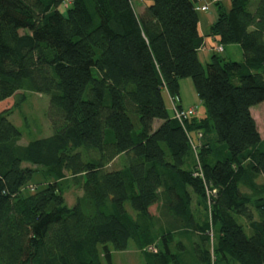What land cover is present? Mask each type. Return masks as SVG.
Masks as SVG:
<instances>
[{
    "label": "trees",
    "instance_id": "16d2710c",
    "mask_svg": "<svg viewBox=\"0 0 264 264\" xmlns=\"http://www.w3.org/2000/svg\"><path fill=\"white\" fill-rule=\"evenodd\" d=\"M206 35L219 52L238 44L241 60L213 52L204 67ZM183 77L206 114L180 122L165 93L179 97ZM27 91L49 96L52 132L21 144L17 102L0 110V264H111L130 242L146 264H264V136L251 114L264 102V0H150L141 12L131 0H0V101Z\"/></svg>",
    "mask_w": 264,
    "mask_h": 264
},
{
    "label": "rangeland",
    "instance_id": "374dc122",
    "mask_svg": "<svg viewBox=\"0 0 264 264\" xmlns=\"http://www.w3.org/2000/svg\"><path fill=\"white\" fill-rule=\"evenodd\" d=\"M133 6L137 12H141V9L144 8L146 4L150 3V0H131ZM222 1L227 7L229 6L230 0H217ZM213 2H209V10L207 12L198 11L199 17H209L208 15L215 16L214 8L210 5ZM251 8V7H250ZM61 10L64 11V7H61ZM209 19V18H208ZM206 22L205 20H202ZM208 24L206 28H208ZM205 28V27H204ZM208 30V29H207ZM217 42L209 35L205 36V43L201 50L198 53L199 59L204 67L210 59V55L213 52L218 53L224 58H228L234 61L241 60V48L238 44H229L224 45L223 51L217 50ZM212 46L216 47V50H212ZM180 98V99H179ZM14 100L0 101V110L9 108L13 105L14 101L17 104L13 107L11 113L8 116V119L17 126L21 132L20 143L26 144L27 142L39 138L48 136L51 134V128L49 120L47 118V108L49 103V96L46 94H41L37 92L27 91L24 94L23 98H13ZM166 105L168 112L172 113L171 107L174 105L181 104L184 109L192 106L196 107L197 116L203 117L206 114V106L199 99L193 81L190 77H183L179 80V97H176L175 100H172L165 93ZM7 102V103H6ZM251 114L254 117L257 128L261 134L264 136V102H261L251 109ZM194 136V133H191ZM123 155L118 156L110 165L109 168H118L122 166ZM40 173H35L31 183L40 181ZM255 183L257 185H264V176H260L256 179ZM243 190L248 191V187H242ZM79 188H70L65 193L66 203L71 206L77 195H80ZM209 191L207 192V194ZM198 201H201L200 198L193 196L194 212L198 220H203L209 215V207H205L203 204H200ZM151 213H156V205L150 207ZM207 215V216H206ZM240 221V220H239ZM249 233V230H246ZM103 264H107L106 260L103 258ZM111 264H146L143 254L141 251L135 247L133 243L130 242V246L126 250L118 251L111 249Z\"/></svg>",
    "mask_w": 264,
    "mask_h": 264
},
{
    "label": "built area",
    "instance_id": "2783aa9c",
    "mask_svg": "<svg viewBox=\"0 0 264 264\" xmlns=\"http://www.w3.org/2000/svg\"><path fill=\"white\" fill-rule=\"evenodd\" d=\"M209 8V6L207 4H204L200 7V10L202 11H207ZM220 49V48H219ZM172 112H173V116L178 119L180 122H182L185 118L189 117V116H194L197 113L196 107H188L186 109L181 108L179 109L176 105L171 107ZM149 249H153L152 247H150Z\"/></svg>",
    "mask_w": 264,
    "mask_h": 264
},
{
    "label": "crops",
    "instance_id": "0c3cea01",
    "mask_svg": "<svg viewBox=\"0 0 264 264\" xmlns=\"http://www.w3.org/2000/svg\"><path fill=\"white\" fill-rule=\"evenodd\" d=\"M209 17H201V18H199V23H198V28H199V32L201 33V34H204L206 31H207V29L208 28H206V25L208 24V25H210V23L215 19V16H212V14L211 15H208ZM209 18V19H208ZM202 20H205L206 22H203ZM205 27V28H204ZM202 48V47H201ZM201 48H200V50H201ZM199 50V51H200ZM199 53V52H198ZM181 105V104H180ZM182 106V105H181ZM252 109V108H251Z\"/></svg>",
    "mask_w": 264,
    "mask_h": 264
}]
</instances>
